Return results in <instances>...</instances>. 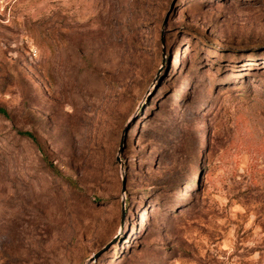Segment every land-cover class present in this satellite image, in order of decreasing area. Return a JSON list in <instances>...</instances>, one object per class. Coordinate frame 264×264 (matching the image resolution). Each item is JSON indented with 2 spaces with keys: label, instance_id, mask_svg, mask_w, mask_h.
I'll return each instance as SVG.
<instances>
[{
  "label": "rangeland",
  "instance_id": "1",
  "mask_svg": "<svg viewBox=\"0 0 264 264\" xmlns=\"http://www.w3.org/2000/svg\"><path fill=\"white\" fill-rule=\"evenodd\" d=\"M0 108V264H264V0H0Z\"/></svg>",
  "mask_w": 264,
  "mask_h": 264
},
{
  "label": "water",
  "instance_id": "2",
  "mask_svg": "<svg viewBox=\"0 0 264 264\" xmlns=\"http://www.w3.org/2000/svg\"><path fill=\"white\" fill-rule=\"evenodd\" d=\"M127 131H128V124L123 130V134H122V137H121V140H120V146H119V150H118V155L121 154L123 149H124V144H125V138H126ZM117 161L119 162V157H117ZM97 256H98V254H96L93 258H96ZM92 259H90V262L92 261Z\"/></svg>",
  "mask_w": 264,
  "mask_h": 264
},
{
  "label": "trees",
  "instance_id": "3",
  "mask_svg": "<svg viewBox=\"0 0 264 264\" xmlns=\"http://www.w3.org/2000/svg\"><path fill=\"white\" fill-rule=\"evenodd\" d=\"M0 115H2V116H7V112H6V110L3 109V108H0ZM21 135H26V136L29 137L30 139L34 140L33 137H32L30 134H28V133H23V134H21Z\"/></svg>",
  "mask_w": 264,
  "mask_h": 264
}]
</instances>
